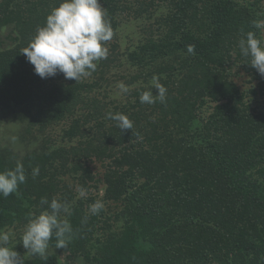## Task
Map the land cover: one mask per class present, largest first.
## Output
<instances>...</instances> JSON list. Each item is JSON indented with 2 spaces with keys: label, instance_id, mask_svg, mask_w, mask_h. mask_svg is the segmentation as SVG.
Here are the masks:
<instances>
[{
  "label": "trees",
  "instance_id": "16d2710c",
  "mask_svg": "<svg viewBox=\"0 0 264 264\" xmlns=\"http://www.w3.org/2000/svg\"><path fill=\"white\" fill-rule=\"evenodd\" d=\"M261 1L100 0L114 32L109 54L77 82L62 73L42 79L21 54L61 0H0V108L25 107L20 139L32 148L23 160L0 148V171L20 161L27 176L0 196V229L25 226L47 208L42 197L65 203L72 226L67 247L53 238L46 259L25 264H67L60 250L74 264H264V76L238 46L241 30L262 36L252 25L264 19ZM242 72L244 90L234 78ZM154 75L166 101L142 104L144 91L158 95ZM113 82L128 86L123 101L111 99ZM254 97L263 108L247 100ZM109 112L133 128L120 130ZM61 122L59 143L49 128ZM94 159L105 164L102 178ZM100 184L102 200L78 197L75 186ZM97 201L123 207L93 213Z\"/></svg>",
  "mask_w": 264,
  "mask_h": 264
},
{
  "label": "clouds",
  "instance_id": "9594fccd",
  "mask_svg": "<svg viewBox=\"0 0 264 264\" xmlns=\"http://www.w3.org/2000/svg\"><path fill=\"white\" fill-rule=\"evenodd\" d=\"M252 25L259 30L264 28V19L254 20ZM114 32L107 10L100 0H61L47 15L45 24L38 27L35 35L21 54L26 56L34 66V72L42 79L55 77L62 73L65 79L79 82L90 77L97 69V64L107 59L108 42ZM241 54L249 58V65L264 76V36L255 31L246 33L241 30L238 41ZM193 53L194 47L188 46ZM158 76L152 77V87L158 90L154 95L151 90L140 95L142 104H154L157 99L166 101L167 89L159 82ZM122 93L129 91L124 83L117 85ZM107 119L116 122L120 130H131L133 122L123 113L107 114ZM15 142L16 137H12ZM39 167L32 170L33 177L39 175ZM27 176L22 162L17 161L14 169L0 171V196L9 197L18 191L19 185L25 183ZM83 195V190H81ZM41 205H47L38 215L30 214L28 223L20 237L26 255L21 256L15 249V235L11 229H0V264H25L26 256L47 258L50 241L55 238L56 248H65L71 240L72 226L66 215L69 209L60 200L53 198L50 202L42 197ZM104 207L97 201L90 205L93 213Z\"/></svg>",
  "mask_w": 264,
  "mask_h": 264
},
{
  "label": "rangeland",
  "instance_id": "374dc122",
  "mask_svg": "<svg viewBox=\"0 0 264 264\" xmlns=\"http://www.w3.org/2000/svg\"><path fill=\"white\" fill-rule=\"evenodd\" d=\"M250 2H253V0H248ZM262 8H264V0L261 1ZM134 27L136 25H133ZM132 27V25L130 26ZM127 33H131L133 38L136 39V29L134 32H130L129 28L127 27ZM134 33V34H133ZM262 36H264V28H262ZM235 81L238 84V86L244 90L246 88L250 87L249 84V79L250 77L242 72L239 75H236ZM117 83L113 82L112 83V88L109 89V95L111 99H118L123 101L126 97L125 93H122L120 89L117 87ZM248 101L252 102L253 105H256L259 108H263V102L260 97L257 98H251L247 99ZM4 104V103H3ZM3 104H1L3 106ZM1 106V107H2ZM3 111H0V148H10L12 151H14L16 154L19 155V158L23 160L25 157V154L28 152V150L32 149L30 146L26 145L25 143L22 142L20 139L21 134L23 133L22 126H20V118H22V115H26V109L25 107H15L14 109L10 110L9 112H6L3 108H0ZM65 122H61L59 124L53 125L51 128H49V135L52 140L56 142H61L62 136H63V129L65 128ZM26 134V133H25ZM38 140H33V144L35 147L39 146L42 142L43 136L41 133L37 134ZM12 137H16L15 142H13ZM55 143V142H52ZM90 165L95 173V175L98 178H102L103 175L106 172V167L105 164L102 162H99L97 160H92L90 162ZM73 178H70L68 181L71 182ZM79 185L75 186L77 189H79L78 197H98V199H101V197H104L105 193V186L103 184H100L99 190H96L95 188H90L88 189H82ZM81 190H83V195L81 194ZM102 200V199H101ZM104 205V209H106L110 214H115L119 212L122 209V204L119 202H111V201H106L103 202L101 201ZM25 226L20 223L19 225H12L8 226L2 229H11L14 232L15 235V240L14 243L20 242V237L24 231ZM22 243V242H21ZM59 257L63 262H66L67 264H74V262H70V260H74L71 253L68 251H63L60 250L59 252ZM75 261V260H74Z\"/></svg>",
  "mask_w": 264,
  "mask_h": 264
}]
</instances>
